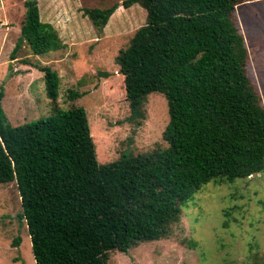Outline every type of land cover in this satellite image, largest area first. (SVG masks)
I'll use <instances>...</instances> for the list:
<instances>
[{
  "label": "trees",
  "instance_id": "obj_1",
  "mask_svg": "<svg viewBox=\"0 0 264 264\" xmlns=\"http://www.w3.org/2000/svg\"><path fill=\"white\" fill-rule=\"evenodd\" d=\"M247 1L122 2L146 10V24L115 58L128 121L146 118L151 93L164 95L168 106L162 142L149 152L99 163L86 110L57 105L60 77L49 66H34L51 101L46 117L12 126L0 90V185L15 183L35 264H108V252L167 237L181 205L206 184L264 170V107L247 74L248 51L235 17ZM24 6L14 51L62 50L37 1ZM116 8L85 14L102 30ZM81 96L68 91L71 101Z\"/></svg>",
  "mask_w": 264,
  "mask_h": 264
},
{
  "label": "rangeland",
  "instance_id": "obj_2",
  "mask_svg": "<svg viewBox=\"0 0 264 264\" xmlns=\"http://www.w3.org/2000/svg\"><path fill=\"white\" fill-rule=\"evenodd\" d=\"M36 1L41 20L55 26L65 47L43 56L25 47L15 52L24 0H0L1 104L9 123L18 126L50 114L43 73L34 67L46 65L60 77L57 105L86 110L99 163L146 153L161 143L169 117L166 98L151 93L146 118L128 121L123 76L115 64L119 51L146 24V10L136 3L124 8L125 0ZM113 5L117 8L102 30L85 14ZM235 17L248 51L247 74L264 107V0L237 6ZM69 90L81 98L69 100ZM21 213L15 183L0 185V264H35ZM108 259V264H264V170L232 183L206 184L181 205L179 222L167 237L108 252Z\"/></svg>",
  "mask_w": 264,
  "mask_h": 264
}]
</instances>
